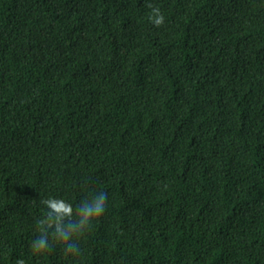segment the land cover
Instances as JSON below:
<instances>
[{
  "label": "trees",
  "instance_id": "1",
  "mask_svg": "<svg viewBox=\"0 0 264 264\" xmlns=\"http://www.w3.org/2000/svg\"><path fill=\"white\" fill-rule=\"evenodd\" d=\"M99 192L79 255L33 253L42 200ZM19 259L264 264V0H0V264Z\"/></svg>",
  "mask_w": 264,
  "mask_h": 264
},
{
  "label": "clouds",
  "instance_id": "2",
  "mask_svg": "<svg viewBox=\"0 0 264 264\" xmlns=\"http://www.w3.org/2000/svg\"><path fill=\"white\" fill-rule=\"evenodd\" d=\"M147 7L150 9L151 22L156 27L162 26L165 17L161 9L151 3H148ZM107 199V193L99 192L92 198L83 200L75 211L64 199L50 197L42 200L46 212L44 218L38 221L41 234L32 242L33 253H46L51 250L53 243H59L63 246L65 255H79L81 249L77 241L89 230L93 222L103 215ZM16 264H25V261L19 259Z\"/></svg>",
  "mask_w": 264,
  "mask_h": 264
}]
</instances>
